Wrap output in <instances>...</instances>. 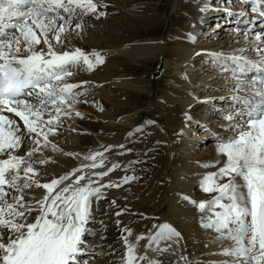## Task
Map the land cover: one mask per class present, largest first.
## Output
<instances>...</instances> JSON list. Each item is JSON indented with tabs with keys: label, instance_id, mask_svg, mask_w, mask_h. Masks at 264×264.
<instances>
[{
	"label": "snow or ice",
	"instance_id": "6c2138e0",
	"mask_svg": "<svg viewBox=\"0 0 264 264\" xmlns=\"http://www.w3.org/2000/svg\"><path fill=\"white\" fill-rule=\"evenodd\" d=\"M103 7L107 5L94 0H0V264H77L84 251L93 199L98 202L104 198V190L135 179L126 175L120 183L104 181L118 167L105 165L104 152L109 148L83 155L79 166L47 182H41L35 167L49 162L43 157L44 148L50 145L54 152L60 151L49 136L57 132L62 117L72 116L74 105L84 95L75 89L86 82L68 83L66 77L74 69L91 71L104 62L99 52L57 50L54 45L63 44L62 35L74 17H78L74 30H81L83 17L104 16L105 12L98 11ZM253 11L257 9L253 7ZM260 16L264 17V11ZM248 23L245 20L244 27L238 25L234 30L246 42L252 34ZM261 29L255 32V42H249L258 59L244 56L247 48L229 55L211 54L221 71L231 73L235 81L226 89L233 93L227 97L232 101L231 110H218L232 122L228 127L234 135L217 138L216 152L224 157L223 164L200 181L203 192L215 193L212 199L196 202L183 197L198 210L211 213L202 227L233 242L220 253L232 258L222 264H264V24ZM195 39L188 34L190 42ZM41 43L44 47L38 50ZM249 73H254L250 80ZM5 113L18 117L23 127ZM75 115L81 113L75 111ZM18 150L23 154H17ZM37 190H42L39 195ZM153 227L155 232L147 238L145 249L155 245L154 251H168V247H159L161 241L178 239L179 233L166 223ZM123 231L131 235V229ZM142 238L135 237L136 241ZM121 239L122 264H160L138 255L136 244L127 237Z\"/></svg>",
	"mask_w": 264,
	"mask_h": 264
},
{
	"label": "bare ground",
	"instance_id": "6f19581e",
	"mask_svg": "<svg viewBox=\"0 0 264 264\" xmlns=\"http://www.w3.org/2000/svg\"><path fill=\"white\" fill-rule=\"evenodd\" d=\"M112 1L94 0L97 3L106 2L107 4ZM175 1L179 4V7L177 9L173 7L169 8V24L172 23L173 16H175L174 19L176 21L181 19L179 21L181 23L179 24L178 30H174L173 24L172 26L170 25L163 36H151L146 40L138 39L135 41L132 38L125 37V35L127 36L135 30H138L139 34L140 30H147L155 25L161 18L156 13V9L152 10V8H149L150 6H138L134 3L126 9L125 14L111 16L109 11L112 8L110 5H107L108 7L98 9V11H106L105 18L99 19L96 15V24L94 23L96 26L103 27L97 30L99 32L101 31L102 35L106 37V40L96 43L95 40L98 38V35L93 32L89 35L85 34V38L83 37L84 41H82L76 35L71 36L68 34L69 28L62 35V39L67 47L64 48L60 45H54L57 50L71 51L80 48L85 53L97 50L106 59L102 64L95 65L91 71H87L89 73L88 75L85 73L86 75L82 74L83 76L79 77L77 74H73L70 77H66V81L68 83L74 82V84H81L87 81V79H91L93 82H105L102 88L97 91L101 93L109 105L113 104L115 106V110L112 113L103 112L102 119L105 121L104 127L99 125V120L94 118L87 120L85 117L88 116L86 114L88 106L83 104V96L92 90H90V86L86 85V83H83L82 87L75 89V91L84 93L80 98L81 102L76 103L74 109L80 112L85 119H74L76 120V125L71 126L69 129H75L77 131L76 134L68 130L67 132L61 131L58 136L54 135L51 136L52 138L49 137L51 144H55L60 151L54 152L50 145L43 149V157L49 159V162L46 165H35L41 174V182H47L48 179L59 176L65 171L79 166L84 162L83 155L92 151L103 152L104 148H109L107 152H104L105 165L107 167H110L112 164L118 165L107 177L103 178L104 181L110 180L115 183H120L121 179L126 175L135 177V179L123 183L119 188L104 190V198L98 202L106 203L108 208H105L103 204H94L95 199L92 201V217L86 226L87 231L84 234L86 235L84 239L86 241V247L84 250L94 258L95 262L93 264H122L124 243L121 237H127L130 242L136 244V252L138 255H146L149 259L159 261L160 264H222L223 261H231L232 259L220 253L224 248L231 247L233 242L220 238V233L213 231L212 228L202 227V223L207 222L211 213L208 211L202 212L194 204L189 202V200H195L196 202L208 201L215 195V193L207 194L203 192L199 186L202 197L200 196L199 199L193 198L190 192L191 186L195 182H197L196 185H199L203 176L198 179H193V177L189 179L188 176H191L190 173L204 172L203 174L205 175L210 172H215L222 166L224 157L216 154L215 150L217 146L211 147L207 160L213 162L215 167L212 169L209 168L206 171H199V167H194L195 169H193L191 167L193 163H190V159L187 160V158L192 157L194 154V150L192 149L195 146H192V142L190 143L192 140L190 138L186 140V137L189 136L194 123L195 109L202 105L190 97V92L193 89L192 82L187 81L185 84L183 77L186 76V72L190 73V76L195 74L193 72L194 70L192 71L190 67L192 62L194 63L196 60L199 61L197 69H202V67L208 69L209 67L206 66L207 63H204V61L213 58L211 55L213 53L229 55L233 54L234 50L247 48L248 50L242 54L249 59L256 60L254 59L256 53L249 46V42H255V36H249L248 42H246L242 33L238 35L232 28H224L226 31H229L228 33L230 34L227 37L232 40L226 49L222 50L220 47L217 48L212 47V45L199 43L191 45L188 40L190 28L196 26L195 31L201 30V24L199 25L198 22L202 20L206 21L208 18L210 19L212 17V7H220V5L216 3L214 6H211V9H207L210 2L207 3L206 0H173L171 4ZM200 8H205L206 10L201 12ZM171 11L174 13L171 14ZM217 13L219 15V21H221L225 13ZM213 15L217 16V14ZM200 19L202 20L199 21ZM216 22L218 23V21ZM203 32H206V28ZM121 33L123 34L121 35ZM115 36L118 39H115ZM229 38L226 40H229ZM89 40L93 42L92 45H86L85 41ZM202 45H206V47H200ZM43 47L41 44L37 46V49L39 50ZM235 54L239 55L241 53L235 52ZM167 57H169V60L173 58L181 61L179 65L181 67L179 70L180 73L182 72V68L188 69L186 71L184 70L182 75L175 74L173 78V83L180 88L177 86H167L162 95L164 104L168 105V108L163 113L167 116L165 124L171 126L168 127L169 130L167 132L169 137L168 148H170L173 159V165L169 168L170 173H168L169 175L165 179V182L178 194L176 200H173L174 198L167 200L165 198L167 193L165 195L160 194L159 187L156 184L159 176L163 175L164 166L162 165L160 170H151L152 167H149L152 162L161 161V163H165L163 162L165 157H162V155L159 156L160 153L166 150L165 145H162L163 138L153 130L155 129L153 127L147 128L143 133L135 132L134 119L126 120L124 116H121L122 111L120 109V98L125 95V91L133 92V94L135 93L134 89L149 92L152 87L150 83L142 86L141 83L145 81H143V78L133 79L132 77H125V73L118 69V67L123 65L121 64L124 61L123 58L131 62L137 61L144 65L151 64V62L158 61V59L162 62V59H164L160 75L155 80L156 86H159L158 80L170 65L165 60ZM175 63L178 66L179 63ZM207 82H210V80L207 79ZM91 89L93 88L91 87ZM195 89L200 91L199 87ZM154 91L155 93L157 92L156 89ZM209 94L216 95V92L211 93L209 91ZM240 94L243 95L244 93ZM229 101L230 103L232 102L231 100ZM219 103L218 101L216 105ZM225 108L227 109L228 106L226 105ZM100 109L98 106L97 108H90V111H92L93 115H97L101 114ZM75 111L73 114H75ZM186 115L189 117L188 119H186ZM11 118L15 119L21 128L23 127L18 117ZM157 122L159 121L157 120ZM219 130L222 131V127ZM79 131H84V133L79 134ZM87 131L93 132L95 137L102 141L103 144H98L94 137L89 135ZM204 133L205 131L202 130L200 136L205 135ZM224 137L227 138L226 136ZM119 145H123V148H120ZM28 146V143L25 142L24 150H27ZM152 147L155 148V151L151 150ZM147 148H150V150L146 152ZM65 152L79 153L80 155L75 157L65 156L63 154ZM17 154L22 155L23 152L18 150ZM39 156L40 153H37L38 158ZM226 180L221 182H226ZM240 182V179L237 177V183ZM40 191L42 190H37L35 194L39 195ZM185 196L189 200H185L183 198ZM113 201H115L114 205L112 204ZM224 202L226 203L227 201ZM165 206L167 207L165 208ZM128 207H130V210H127ZM163 211H166V217L162 216ZM117 212L121 214L117 216ZM135 213L141 215L139 220H137L138 216L136 217ZM155 217L158 219L156 220ZM135 220L137 222L133 223ZM152 223H156V225L166 223L179 233L178 239L161 241L159 247H168V251L163 253L154 251L153 248L156 247L155 245L145 249L144 246L148 243L147 238L151 233L155 232V228H152ZM104 228H109L110 232H104ZM125 228L131 229V235L123 231ZM91 229L95 232V236L93 237L91 235L93 234ZM138 235L143 237L140 241H136L135 239ZM141 264H144V262H141Z\"/></svg>",
	"mask_w": 264,
	"mask_h": 264
},
{
	"label": "rangeland",
	"instance_id": "374dc122",
	"mask_svg": "<svg viewBox=\"0 0 264 264\" xmlns=\"http://www.w3.org/2000/svg\"><path fill=\"white\" fill-rule=\"evenodd\" d=\"M211 1L212 0H206L207 3L211 2ZM172 2H173V0H113L112 2H109L108 4L106 2H103V3L106 5H110V7L112 8L109 11V14H111V16H118V15L121 16L122 14H125L126 9H128L134 3L138 6H144V5H146L148 7L150 6L149 8L150 9L152 8V10L156 9V13L159 14L161 16V18L155 25L150 27V29L140 30L139 34H138L139 31L135 30V31L131 32L132 34L129 33L127 36L125 35V37L132 38L135 41L138 39L146 40L151 36H154V37L155 36H163L166 33L167 28H169L170 25L172 26V24L174 26V30H178L179 24L181 23L179 21L181 19L180 20L178 19L179 21H176L174 19L175 16H173L172 17V23L169 24V17H168V15H169L168 13L170 12V11H168L169 8L173 7V8L177 9L179 7V4H177L176 1L173 4H171ZM222 2H223L222 0H219V3H221V4H217V5H220V7H222L223 6ZM210 5H211V3H210ZM113 7H116V8H113ZM103 8H105V7H103ZM213 8H212V10H213ZM207 9H208V7H207ZM209 9H211V8L209 7ZM100 10H102V9H100ZM102 12H106V11L102 10ZM173 13L174 12L171 11V14H173ZM213 14L214 13L212 12V17H211L212 19L208 18L206 21H204V24H202L201 30L204 31V29L206 28V32L201 31L202 33H198L199 35H195L194 36L196 38L195 42L189 41V43L191 45H195L198 43L199 44H206V45H212V47H217V48L220 47V49H222V50L226 49L227 46L230 45V42H232V40L229 37H227V35L230 34V33H228L229 31H226L224 28L222 29L221 26H217L218 23L216 21H219V19L217 20L216 17L213 18V16H214ZM104 16H99L98 18L104 19L105 18ZM95 18H96V15H93V14H88V15L84 16L82 19V25H83L82 29L81 30H74L75 29V23L78 21V17H74L73 23L70 27L68 34H70L71 36L76 35V37H78L80 40L84 41L83 39L85 38V34L89 35V34H92L93 32H95L98 35V38L95 40L96 43L99 41L106 40V37L104 35H102L101 31L99 32V30H97L98 28H103V27L95 25L96 24ZM214 19H215V21H214ZM210 21H213V23L209 24V26L206 25ZM208 31H209V33H208ZM122 34L123 33H121V35ZM228 38H229V40H226ZM115 39H118V38L115 36ZM85 42H86V45H92V43H93L91 40L85 41ZM206 45H202L200 47L205 48ZM42 46H43V44H42ZM60 46H63L64 48L67 47L64 40H63V44ZM94 51L97 52V50H92L91 52H94ZM91 52H89V53H91ZM254 59H258V57L256 56V57H254ZM104 60H106V59H104ZM123 60L121 59V61H123V62H121V64H123V65L118 67V69H119V71H122L125 73V77H128V78L132 77L133 79H137V78L142 79L143 78V81L144 80L145 81L143 83H141V85L145 86V85L150 83V84H152V87H151V91H149V92L144 91V90H140V89H136V90L134 89V91H135L134 94H133V92L130 93L129 91H125V92L123 91L125 95L121 96V98H120L121 99L120 100L121 101L120 102L121 103L120 109L122 111L121 116H124L126 118V120L134 119V122H133L134 123V129H140L139 131L136 130L135 132H137V133L142 132L143 133L147 130V128L153 127V128H155L153 130H155L160 135V137L163 138L162 145L163 146L165 145L166 150H164L165 152L160 153L159 156L162 155V157H165L167 163H166L165 158H164L163 162H165V163H161V161H156V162H152L149 167H152L151 170H153V169L154 170L155 169L160 170L162 168V165L164 166L165 169L163 171V175L159 176V178L156 181V184L159 187L160 194L165 195L167 193L165 195V198L167 200L173 199V198H174L173 200H176L177 199L176 196L178 194L175 193L174 190L171 189V187L165 182L166 181L165 179L168 178V175H169L168 173H170L169 168H171L173 165V163H172L173 159H172L170 148H168L169 137H168V132H167L169 130L168 127H171V126L165 124L166 123L165 120H167V116L163 113L164 110L168 108V105L164 104L163 99H162V95L164 94L167 86H174V87L177 86L176 84L173 83V78H174L175 74L182 75L183 74L182 72H184V70L186 71L187 68H182V72L180 73L179 70L181 69V67L179 65H180L181 61L179 59H173V58H170V60H169V57H167L165 60H166L167 64L168 65L170 64V65H169L168 69L165 70V73L162 75V77L158 80L159 86H156L155 80L157 77H159L160 72L158 73V75L155 78L151 77V73L156 69V66L158 64L159 59H158V61L151 62V64H148V65L138 63L137 61L131 62V61H128L124 58H123ZM163 60L164 59H162V62H163ZM175 62L179 63L178 66ZM212 62H214L213 59H208V62L204 61V63H207L206 66L209 67L208 69L207 68L205 69V67H202V69H200V68L197 69V66H199V61L196 60L194 63L192 62L191 67H190V69L192 71L194 70L193 72L195 74L190 76L189 75L190 73L186 72V76H184V77L182 76L184 78L183 81L185 84L187 83V81L192 82V86H193L192 88L193 89L190 92V97L192 99H194L195 102H198L199 104L202 105L199 108L195 109L194 123H193L191 130H190L191 132H190L189 136L186 137V140H187V138H190V140H192V141H190V143L192 142L191 143L192 146H195L192 149V150H194V154L192 155V157L187 158V160L188 159L191 160V162L190 161L189 162L193 163V165L191 166L193 169L199 167V171H206L209 168L212 169L215 167L213 162L207 160L208 159L207 156L209 157V149L213 146H217V138L220 136L225 138L224 136L230 137V136L234 135V132L230 131L229 127H228L232 122L225 120L223 118V116L219 114L218 110H221L220 106L222 108L223 107L225 108V106H226L225 104L230 103V101L227 99V97H229L233 93L226 90V89L229 86L233 85L235 83V81L234 80L231 81V77L227 76L226 73L221 71L218 63H216V62L212 63ZM176 69H177V71H176ZM87 71L88 70L81 67L80 69H77L76 71H74L73 74H77L80 77V76H83L86 74L88 75L89 73H87ZM207 79L210 80V82L206 83ZM85 82H86V85L90 86V90H92L90 93L85 94L83 96L84 97L83 98V101H84L83 104H86V106H88V108L86 109L87 110L86 114H88V116L85 118L87 120H91L89 118H94L96 120H99V125L104 127L105 121L102 119L103 112L112 113L115 110V106L113 104L109 105L106 102L105 98L101 95V93H99V91H97L100 88H102V86L105 82H103V81H100V82L94 81L93 82L91 79H87V81H85ZM201 84H203V85H201ZM91 87L93 89H91ZM198 87H199L200 91H197V89H195ZM200 87H202L203 89L202 88L200 89ZM178 88H180V87H178ZM155 89L157 90L156 93L154 91ZM96 91H97V93L95 94ZM209 91H211V93L216 92V95L215 94L214 95L213 94L208 95ZM210 96H211V99H214L215 97H217L218 99L210 101L211 100L209 98ZM221 97H224L225 99L222 100ZM219 99H220V101H219ZM97 100L99 103L97 102ZM225 100H226V103H224ZM218 101L220 103L218 105H216V103ZM98 106L101 108L100 109L101 114L93 115L92 111H90V108H97ZM224 108H223V110L225 112L230 110V109H224ZM74 110H76V109H74ZM85 118H83L82 114L79 117L76 116L75 114H72V116L70 118L69 117H62L61 118L62 123L54 135L58 136L61 131L67 132L68 130H70L69 128H71V126L76 125V120H84ZM74 119H76V120H74ZM157 120L159 122H157ZM115 122H117V121H115ZM108 123H111V122H108ZM220 127H222V131L219 130ZM202 130L205 131V133H204L205 135L200 136ZM212 130H213V133L211 132ZM70 131L73 134L77 133V131L75 129H71ZM78 133L83 134L84 131H79ZM87 133L89 135H92L98 144H100V145L103 144L102 141H100L99 139H97L95 137V134L93 132L87 131ZM130 134L132 135V133H130ZM54 135H50L49 137L52 138L51 136H54ZM191 144H190V146H191ZM149 150H150V148H147L146 152ZM151 150L155 151V148L152 147ZM215 152H216V150H215ZM216 154H217V152H216ZM152 159H154V158H152ZM208 165H213V166L210 167ZM193 169H192V171H194ZM203 173H195V172L190 173L191 176L188 174L189 175L188 178L191 179V177H193V179H198L199 177L204 176ZM226 179L227 178H225V180ZM196 183L197 182H195L191 186L192 190L190 189V192L192 193L193 198L199 199L200 196L202 197V195L199 191L200 190V188H199L200 184L196 185ZM207 194H210V193H207ZM193 201H195V200H193ZM94 204H103V203L101 201L98 203H97V201H95ZM103 206L105 208H108L106 203H104ZM166 207L167 206H165V208ZM127 210H130V207H128ZM165 212L166 211H163V213H162V216H164V217L167 216V213H165ZM135 215H136V217L138 216V219L137 218L136 219L139 220V217L141 215L139 213H135ZM155 219L157 220L158 218L155 217ZM137 220L133 221V223L137 222ZM151 225L153 228V226L156 225V223H152ZM103 230H104V232H108V233L110 232L109 228H104ZM94 233L95 232H93V236H95Z\"/></svg>",
	"mask_w": 264,
	"mask_h": 264
},
{
	"label": "water",
	"instance_id": "95a60500",
	"mask_svg": "<svg viewBox=\"0 0 264 264\" xmlns=\"http://www.w3.org/2000/svg\"><path fill=\"white\" fill-rule=\"evenodd\" d=\"M161 67H162V63L160 62L157 65L156 71L154 73H152V77H155L158 74V72L160 71Z\"/></svg>",
	"mask_w": 264,
	"mask_h": 264
}]
</instances>
